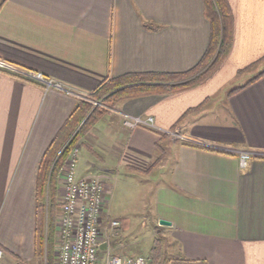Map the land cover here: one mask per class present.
<instances>
[{
    "label": "crops",
    "instance_id": "1",
    "mask_svg": "<svg viewBox=\"0 0 264 264\" xmlns=\"http://www.w3.org/2000/svg\"><path fill=\"white\" fill-rule=\"evenodd\" d=\"M227 1L231 46L214 73L194 86L120 101L92 129L99 160L92 167L107 200L120 176L156 182L152 237L161 236L168 264H264V0ZM210 38L203 0H0V60L62 88L47 91L0 71L4 260L41 264L40 165L56 138L67 137L84 97L127 74L189 73ZM124 115L153 118L155 128L130 129ZM239 152L255 156L243 167ZM109 210L107 201L103 235ZM162 220L172 226L161 228Z\"/></svg>",
    "mask_w": 264,
    "mask_h": 264
},
{
    "label": "trees",
    "instance_id": "2",
    "mask_svg": "<svg viewBox=\"0 0 264 264\" xmlns=\"http://www.w3.org/2000/svg\"><path fill=\"white\" fill-rule=\"evenodd\" d=\"M205 13L211 25V38L207 52L199 65L186 74H127L119 78H110L103 82L89 97L95 102L113 104L126 99L146 96L158 91L166 93L181 87L194 86L209 77L229 52L232 39V13L227 0H203ZM154 29V28H151ZM155 29H157L155 27ZM104 112L91 102H80L70 116L64 130L67 137L59 136L51 144L39 169L37 190V222H36V253L38 256L46 249L45 236L48 244L47 260L53 264L54 239L60 217V204L57 195L60 173L72 149L90 129L99 121L98 113ZM63 130V131H64ZM64 138V139H63ZM48 188V206L45 191ZM47 223V224H46ZM45 225L47 227L45 228ZM160 241V240H159ZM44 247V248H43ZM164 252L162 242L151 249L147 264H168L169 258Z\"/></svg>",
    "mask_w": 264,
    "mask_h": 264
},
{
    "label": "built area",
    "instance_id": "3",
    "mask_svg": "<svg viewBox=\"0 0 264 264\" xmlns=\"http://www.w3.org/2000/svg\"><path fill=\"white\" fill-rule=\"evenodd\" d=\"M0 70L17 77L23 81L42 85L45 90L51 88L62 89L60 85L45 79L41 74L23 71L0 60ZM95 108H105L101 102H93L90 97H84ZM125 126L130 129L145 127L154 129L153 118L143 119L124 115ZM168 134V132H167ZM243 167L255 156L251 152H239ZM79 150L74 149L67 159L64 168V194L60 203V217L58 219L59 255L57 264H147V259H127L114 254L111 247L110 234L103 235L101 230L102 216L107 202L106 188L103 179L97 176L77 177L76 166ZM119 223H110L111 230L117 228ZM105 237V239H103ZM104 240V241H103ZM106 245V255L101 256V247ZM4 252L0 249V264ZM15 264H23L15 262Z\"/></svg>",
    "mask_w": 264,
    "mask_h": 264
},
{
    "label": "rangeland",
    "instance_id": "4",
    "mask_svg": "<svg viewBox=\"0 0 264 264\" xmlns=\"http://www.w3.org/2000/svg\"><path fill=\"white\" fill-rule=\"evenodd\" d=\"M0 71L3 72V70ZM31 84H35L40 87H43L40 84H36V83H31ZM118 103L119 102H114L113 104L105 103L104 106L108 107V109L100 108L104 112H101V114L98 113V116L103 118L104 116H106L104 115V113L115 112L116 109H114V107L118 105ZM92 129H90L88 135L82 138L79 142H77V145L72 149V151L76 148L79 150V158L76 166L77 177L78 178L86 177L93 174L94 172V175H97L98 179L100 178L103 179L100 176V174L97 172V167L95 166L92 167V164H99L98 162L99 160L97 159V157L93 152ZM66 163L67 160L63 166V171H65L64 168L67 166ZM63 171L60 173L59 176L60 182L57 185L59 186L58 195H57V202L59 204L61 203V200L63 198L62 196L64 194ZM126 178H128L129 180H127ZM110 184L112 185L113 189H112V196L109 197L107 200L110 201V210L109 212H107L108 220H109L108 223L110 224L113 221H117L119 223V226L116 229L113 230L110 229V232L108 233L111 236V248L114 249L118 245H124V246L128 245V248L132 247L133 252L130 253H134V255H136L135 257H133L132 256L133 254L130 253H127V255H125V253H119L115 251L114 254L125 257L127 259H138L140 257L147 258L149 256L148 253L151 252V249L154 247V245L159 243L162 239L161 236L157 237L156 239L152 237L153 233L155 232L154 228H157L155 213L152 212V210H150L152 209L156 198V193H157L156 182H151L148 179L142 177L141 175L135 174V176H125V178L124 176H120L118 185L114 184L113 182ZM45 200H46L45 201L46 205L48 206V188H46L45 191ZM144 223L147 224V228L143 227ZM46 227L47 225H45V228ZM160 227L162 228V226ZM45 237H46L45 238L46 249H44V251L41 252L40 258H38V261L41 262V264H49L48 263L49 259L47 260V253H48L47 250L50 249L51 244H48V241L46 240L48 236L46 235ZM161 242L162 245L164 246V252H165L166 246L163 241ZM54 244L55 246L53 247L52 263L57 264L58 255H59L58 227L54 239ZM105 255L106 252H101L102 257H105ZM6 258H7L6 260L3 259L2 261L3 263L1 264H9L14 260L13 256H11L10 254H7ZM101 264H104V260L101 261Z\"/></svg>",
    "mask_w": 264,
    "mask_h": 264
},
{
    "label": "water",
    "instance_id": "5",
    "mask_svg": "<svg viewBox=\"0 0 264 264\" xmlns=\"http://www.w3.org/2000/svg\"><path fill=\"white\" fill-rule=\"evenodd\" d=\"M160 225L161 226H166V227L172 226L171 222L164 221V220L160 221Z\"/></svg>",
    "mask_w": 264,
    "mask_h": 264
}]
</instances>
